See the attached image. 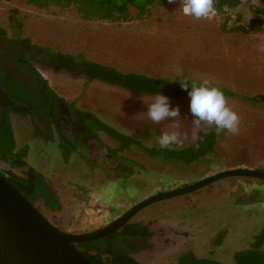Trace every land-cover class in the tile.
Instances as JSON below:
<instances>
[{
  "label": "rangeland",
  "instance_id": "1",
  "mask_svg": "<svg viewBox=\"0 0 264 264\" xmlns=\"http://www.w3.org/2000/svg\"><path fill=\"white\" fill-rule=\"evenodd\" d=\"M262 6L259 0L255 5L251 0H241L232 10V26L226 30L219 13L201 20L184 16L179 10L180 0L155 5L151 15L143 19L125 21L85 19L74 6L39 8L25 0H0V25L7 39L29 38L38 47L83 54L88 60L123 72L176 82L190 79L197 85L207 79L221 91L234 92L230 95L222 91L228 105L239 115L238 134L217 132L215 153L193 163L151 156L136 144L120 153L121 160L117 161L110 157L109 149L117 147L118 141L103 132L88 142L94 168L78 152L65 163L58 137L55 142H47L33 136L32 121L14 117L19 143L28 142L30 147L28 163L45 174L59 195L62 209L55 213V219L61 227H79L80 215L87 213L91 204L121 212L157 192L185 186L220 171L264 169V30L259 24L246 31L240 29L249 25L251 18L264 17ZM37 66L66 104L93 113L145 146L161 147V133L175 131L180 134L178 147H184L194 144L200 131L215 129L214 125H193L188 93L166 95L173 107L181 109L179 127L171 119L154 124L147 116V104L155 95L90 81L50 65ZM126 163L131 169L127 180L123 176L117 179L119 184L110 183L104 197H100L98 193L109 177L116 180V167ZM10 168L23 170L0 160V170ZM233 185L177 196L144 209L136 219L150 227L153 237L146 241L148 247L134 257L140 264H176L182 252L192 251L199 258L235 264V253L249 248L264 229V202L257 203L260 201L251 195L253 189L242 181L235 184L239 190H233Z\"/></svg>",
  "mask_w": 264,
  "mask_h": 264
},
{
  "label": "trees",
  "instance_id": "2",
  "mask_svg": "<svg viewBox=\"0 0 264 264\" xmlns=\"http://www.w3.org/2000/svg\"><path fill=\"white\" fill-rule=\"evenodd\" d=\"M28 4L39 8H46L51 5H57L62 8L74 6L78 13L85 19H106V20H129L132 18L143 19L151 15L152 8L155 5H164L168 0H25ZM262 3L261 11L264 16V0H259ZM241 0H215L214 7L217 12L223 16L224 25L227 30L232 25V10L238 7ZM259 24L264 30V17H253L249 25L240 26V29L248 30L249 26ZM0 35L5 36L6 30L0 25ZM31 50L38 54L39 62L45 65H50L56 70H66L75 76H85L90 81L98 80L111 85H117L121 88L131 90L135 93L152 94L158 93L163 95L170 94H185L179 81H172L167 78L150 76L144 73L123 72L116 69L112 65L103 64L97 61L86 59L83 54H73L54 50L50 48H41L30 41L29 38L23 39ZM40 51V52H39ZM24 56V55H23ZM26 58V57H24ZM27 64L32 65L29 57ZM24 64H26L24 62ZM48 85L47 79H44ZM191 85L192 81L187 79ZM49 87V85H48ZM50 88V87H49ZM9 101L6 102L7 107L0 105V160L8 163L12 168H23L21 172L13 169L0 170L8 181L12 182L20 191L25 192L28 199L36 204L41 210L49 213L52 211H60L62 204L59 195L55 193L53 187L46 179L43 172L36 169L28 163L30 147L28 142L25 144L19 143V135L15 128L11 114L16 113L23 116L37 114L46 122L45 130L35 124L33 136L41 137L45 141H56L60 149L62 158L65 163H68L74 152H78L86 162L94 168L95 162L88 156L87 150L75 149L70 145L63 134V124L58 120V115L49 111L50 107L55 108V104L63 102L65 99L56 94L52 89L51 93L54 96V101L48 104L45 108L42 102L38 100L36 94L29 89L19 86L12 87ZM48 89V88H47ZM190 90V88H189ZM48 92V90H46ZM225 94H234L228 89H222ZM12 93V94H11ZM255 100V97L251 98ZM80 115L73 116V121L68 128L75 129L76 132L84 140L98 138L100 132L116 139L117 147L110 148V157L115 155L120 156L124 150L136 144L144 147L146 152L151 156H160L164 159L179 160L184 163H193L204 156H209L215 153L218 144V134L216 129L200 131L199 139L194 144H189L184 147H178L177 144L171 145L169 148L148 147L133 136L118 131L98 116L89 111L79 110L74 104L70 105ZM58 108H56V111ZM63 115H61L62 117ZM64 117V116H63ZM62 117V118H63ZM77 120V121H76ZM75 123V124H74ZM121 176H126L122 173ZM127 177V176H126ZM125 232L130 236L148 237L153 232L148 225L141 223H133L124 227ZM125 234V233H121ZM118 235L111 234L94 241H86L76 243L85 256L96 264H140V262L132 256L131 251L126 245L118 241ZM176 264H224L220 261L199 258L192 251H187L180 254L176 258ZM235 264H264V229L259 232L249 248L237 251L235 253Z\"/></svg>",
  "mask_w": 264,
  "mask_h": 264
},
{
  "label": "water",
  "instance_id": "3",
  "mask_svg": "<svg viewBox=\"0 0 264 264\" xmlns=\"http://www.w3.org/2000/svg\"><path fill=\"white\" fill-rule=\"evenodd\" d=\"M264 180V171L237 168L220 171L185 186L157 192L133 205L107 224L84 232L54 223L25 192L0 173V264H96L75 246L119 231L154 203L196 193L220 180Z\"/></svg>",
  "mask_w": 264,
  "mask_h": 264
},
{
  "label": "flooded vegetation",
  "instance_id": "4",
  "mask_svg": "<svg viewBox=\"0 0 264 264\" xmlns=\"http://www.w3.org/2000/svg\"><path fill=\"white\" fill-rule=\"evenodd\" d=\"M24 57H26V58H24ZM28 57H29V60L32 64L30 66L27 64V62H28L27 58ZM39 57H41V56L36 54L34 52V50H31L30 45H28L23 39L16 38L15 40L14 39L11 40V39H7L5 36L0 35V105L1 106L7 107L6 102L9 101L10 92L13 91V89H12L13 86L14 87L22 86V87L29 89V91L36 94V97L38 98L39 101L42 102V106L44 108L48 104H50L52 102V100L53 101L55 100L54 96H53V94H55V93H51L52 90H51L50 85L48 84L50 87L49 88L48 85L45 83V80H44L46 78L44 77V75L40 71V68L37 66L38 64H40L42 66L45 65V64H42L41 62H39L37 60ZM39 59L42 60L43 58H39ZM24 62L26 64H24ZM46 90H48V92ZM55 102H57L55 104L56 107L55 108L50 107L49 111H51V113L48 115H51L53 112V113H56L58 115L59 121L64 122L66 120L65 124H63L62 128H63L64 137L67 139L69 144L74 146L75 149L89 151L88 142L90 140L89 139L84 140L83 138H81L76 132H74V130L76 128L73 129V128L67 127V126H70L72 124L73 121H71V120L74 118L73 116L78 117V115H80V114L68 104H65L61 101L59 102V100L57 101V99ZM56 108H58L57 111H56ZM61 115H63L64 117L62 116L63 117L62 118ZM11 116H12V119L14 117H22V118L28 117L32 121V124L34 126H35V124H37L38 126H40V128L42 130H45V128H46V122L43 120L42 117H40L37 114L33 113L29 116H23V115H19L16 113H12ZM113 158L117 161L121 160L118 155L113 156ZM116 170H117L116 171L117 174H115V175H117V176L114 177L116 180H113L112 176L109 177V180L107 181V183L104 184L103 190L100 193H98V194H100L99 195L100 197H102V196L104 197V193L107 189V186L110 183L114 182V183L119 184L121 182V181L120 182L117 181V179H121L123 177V176H121L122 175L121 172L123 174H124V172H126L125 175H128V173L131 172L130 165L127 163L125 165L124 164L118 165L116 167ZM260 170L264 171V169H260ZM125 178L127 180L126 176H125ZM126 180H124V182ZM228 181L229 180L217 181V182L213 183V185L211 187L202 188L201 191L202 190L205 191V189L209 190L212 188H214L215 190H217L218 188L221 189V187L225 186L226 184L227 185L234 184L233 190L234 189L239 190L238 187H235V184L239 183V181H242V184L244 186H247V187L249 186L250 188L253 189V192L251 195H253V197L257 198V201H260L257 203H263L264 202V180L247 179V178L239 179V178H237L235 180H230V182H228ZM142 200H144V198ZM137 203H135V204H137ZM135 204H133V205H135ZM133 205H131L130 207L127 206L121 212H116V211L111 210L110 208L104 206L103 204L101 206L99 205V203L98 204L95 203L94 205L91 204V206H92V207H90L91 209L89 211H87V213L82 212V214L80 215L81 219L79 220V223H80L79 227H72L71 229L64 228V227H62V228H64L65 230H68V231H77V232H84V231H88L91 229H95V228H98V227H101V226L107 224L108 222H110L114 218L121 215L122 212L130 209ZM153 205H155V203L149 207H153ZM146 209L147 208H145V210ZM42 211L44 212V210H42ZM57 212L58 211L49 212V214H51V217H49L46 213L45 214L49 217V219L53 220L54 223L59 225L58 221L55 219V216H56L55 213H57ZM113 212H114V214H113ZM110 213H112L113 216L110 217ZM140 213H142V211ZM140 213L135 215L125 226L131 225L133 223L144 224V222L136 219L140 215ZM144 225H146V223ZM125 226H123L119 231H117L115 233L118 235L117 236L118 241L121 244L123 243L124 245H126L128 247V249L131 251L132 256H134V254L136 252L140 251L142 248L148 247V245L146 244V241L148 240L149 237H153V234H151L148 237L130 236V234L128 232L126 233L124 231ZM149 229H150V227H149ZM115 233H112V234H115ZM121 233H125V234L121 235ZM184 252H187V251H184ZM184 252H182V253H184Z\"/></svg>",
  "mask_w": 264,
  "mask_h": 264
},
{
  "label": "clouds",
  "instance_id": "5",
  "mask_svg": "<svg viewBox=\"0 0 264 264\" xmlns=\"http://www.w3.org/2000/svg\"><path fill=\"white\" fill-rule=\"evenodd\" d=\"M176 2L177 0H168L169 4ZM251 2L254 5L258 4V0ZM180 4L179 10L182 14L196 20L211 19L215 14V0H180ZM179 83L188 93L189 110L195 127L214 125L218 133L227 130L232 134H238L240 123L238 113L228 105L224 93L218 87L212 86L210 80L205 79L199 85L195 82L190 85L187 79L180 80ZM147 106V116L154 124L171 119L176 121L175 126L179 127L177 118L181 117V109L179 106L173 107L169 97L158 93ZM179 142L180 134L175 131H164L158 137V143L162 148H169Z\"/></svg>",
  "mask_w": 264,
  "mask_h": 264
},
{
  "label": "built area",
  "instance_id": "6",
  "mask_svg": "<svg viewBox=\"0 0 264 264\" xmlns=\"http://www.w3.org/2000/svg\"><path fill=\"white\" fill-rule=\"evenodd\" d=\"M216 14H218V12H217V9L215 8V14L213 16H215Z\"/></svg>",
  "mask_w": 264,
  "mask_h": 264
}]
</instances>
